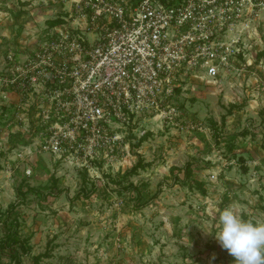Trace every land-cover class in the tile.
<instances>
[{
  "label": "rangeland",
  "instance_id": "1",
  "mask_svg": "<svg viewBox=\"0 0 264 264\" xmlns=\"http://www.w3.org/2000/svg\"><path fill=\"white\" fill-rule=\"evenodd\" d=\"M62 7L0 0V54L34 43ZM250 29L238 77L188 87L176 126L137 120L121 167L74 170L48 154L18 160L0 108V229L15 217L30 255H47L40 264H234L214 238L220 212L264 222V9ZM137 160L147 166L129 173Z\"/></svg>",
  "mask_w": 264,
  "mask_h": 264
},
{
  "label": "built area",
  "instance_id": "2",
  "mask_svg": "<svg viewBox=\"0 0 264 264\" xmlns=\"http://www.w3.org/2000/svg\"><path fill=\"white\" fill-rule=\"evenodd\" d=\"M56 1L57 24L0 54L1 114L16 159L48 154L87 171L125 164L137 120L176 126L188 87L238 77L264 9V0Z\"/></svg>",
  "mask_w": 264,
  "mask_h": 264
},
{
  "label": "clouds",
  "instance_id": "3",
  "mask_svg": "<svg viewBox=\"0 0 264 264\" xmlns=\"http://www.w3.org/2000/svg\"><path fill=\"white\" fill-rule=\"evenodd\" d=\"M214 238L234 264H264V222L242 219L225 208L218 216Z\"/></svg>",
  "mask_w": 264,
  "mask_h": 264
},
{
  "label": "trees",
  "instance_id": "4",
  "mask_svg": "<svg viewBox=\"0 0 264 264\" xmlns=\"http://www.w3.org/2000/svg\"><path fill=\"white\" fill-rule=\"evenodd\" d=\"M59 22V19L49 21L48 25H54ZM145 135L142 136L141 141ZM145 164L142 165L140 160H137L136 163L128 171L129 173H135L136 170H143ZM187 166V167H186ZM183 170V176L189 178L190 176V167L186 165ZM194 185L197 186V189H200L201 184L194 182ZM29 190V189H27ZM31 190V188H30ZM29 190V191H30ZM17 197L24 196V192L21 188H18L16 191ZM13 206H10L8 210L12 209ZM18 222L15 217H13L9 222L7 218L1 223L0 229V256L7 258V264H40L42 258L47 257L46 254L30 255V246L28 244L27 238H21L17 235ZM26 257L28 262H23V258Z\"/></svg>",
  "mask_w": 264,
  "mask_h": 264
}]
</instances>
